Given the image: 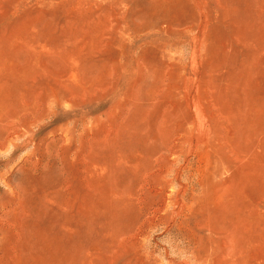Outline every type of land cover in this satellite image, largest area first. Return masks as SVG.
Returning <instances> with one entry per match:
<instances>
[{"label":"rangeland","instance_id":"1","mask_svg":"<svg viewBox=\"0 0 264 264\" xmlns=\"http://www.w3.org/2000/svg\"><path fill=\"white\" fill-rule=\"evenodd\" d=\"M0 264H264V0H0Z\"/></svg>","mask_w":264,"mask_h":264}]
</instances>
